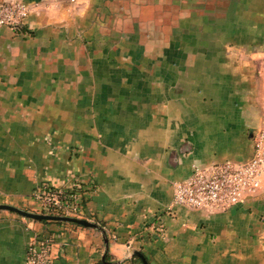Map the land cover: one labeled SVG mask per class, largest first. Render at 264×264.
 Listing matches in <instances>:
<instances>
[{"label":"crops","instance_id":"obj_1","mask_svg":"<svg viewBox=\"0 0 264 264\" xmlns=\"http://www.w3.org/2000/svg\"><path fill=\"white\" fill-rule=\"evenodd\" d=\"M0 204L78 183L99 228L0 210V264L50 240L58 264H264L259 190L173 204L193 167L252 157L264 124V0H0Z\"/></svg>","mask_w":264,"mask_h":264},{"label":"built area","instance_id":"obj_2","mask_svg":"<svg viewBox=\"0 0 264 264\" xmlns=\"http://www.w3.org/2000/svg\"><path fill=\"white\" fill-rule=\"evenodd\" d=\"M30 13L22 2L0 4V26L19 25ZM264 166V124L254 139L252 157L245 162L224 161L206 167H193L190 176L173 183L172 203L212 213L223 211L254 195L260 188ZM80 184L71 188L43 185L34 193L36 213L81 218ZM50 240L35 239L26 250L24 264H58L49 257Z\"/></svg>","mask_w":264,"mask_h":264},{"label":"water","instance_id":"obj_3","mask_svg":"<svg viewBox=\"0 0 264 264\" xmlns=\"http://www.w3.org/2000/svg\"><path fill=\"white\" fill-rule=\"evenodd\" d=\"M0 210H8L10 212L16 213L22 217L36 220V221H59V222H70V223H76L78 225H82L84 227H92V228H99L96 223L88 221L83 218H77L72 216H64V215H50V214H43V213H36L33 211H28L25 209H21L9 204H0ZM133 254L135 256H138L143 264H148L145 257L138 251H134Z\"/></svg>","mask_w":264,"mask_h":264},{"label":"trees","instance_id":"obj_4","mask_svg":"<svg viewBox=\"0 0 264 264\" xmlns=\"http://www.w3.org/2000/svg\"><path fill=\"white\" fill-rule=\"evenodd\" d=\"M43 222L46 223L48 221H43ZM102 263L109 264L108 262H106V260L102 261Z\"/></svg>","mask_w":264,"mask_h":264},{"label":"rangeland","instance_id":"obj_5","mask_svg":"<svg viewBox=\"0 0 264 264\" xmlns=\"http://www.w3.org/2000/svg\"><path fill=\"white\" fill-rule=\"evenodd\" d=\"M34 212V211H33Z\"/></svg>","mask_w":264,"mask_h":264}]
</instances>
